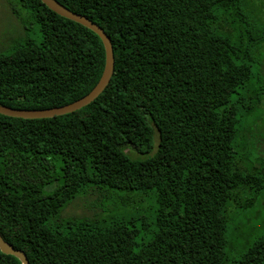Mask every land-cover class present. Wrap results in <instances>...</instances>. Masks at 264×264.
Here are the masks:
<instances>
[{"label":"trees","instance_id":"obj_1","mask_svg":"<svg viewBox=\"0 0 264 264\" xmlns=\"http://www.w3.org/2000/svg\"><path fill=\"white\" fill-rule=\"evenodd\" d=\"M57 1L104 30L113 71L72 112L0 114L3 239L29 264H264V232L227 254L230 207L264 192V154L245 166L243 134L264 93V0ZM9 2L23 32L0 51V104L88 93L104 66L98 35L41 0ZM91 189L112 208L60 215ZM144 196L146 214L120 210ZM0 264L20 260L0 251Z\"/></svg>","mask_w":264,"mask_h":264},{"label":"rangeland","instance_id":"obj_2","mask_svg":"<svg viewBox=\"0 0 264 264\" xmlns=\"http://www.w3.org/2000/svg\"><path fill=\"white\" fill-rule=\"evenodd\" d=\"M11 0H0V51H7L11 47L12 41L22 35V27L11 11ZM264 54V45L262 47ZM262 69L264 74V58L262 61ZM255 85H258L256 83ZM264 87V83H263ZM246 132L249 136V149L252 153H247L245 166L257 163L254 157L264 154V93L259 107L253 117H248L245 121ZM157 134L155 133V142ZM257 147V152L255 148ZM248 149V152H250ZM131 155H134L131 153ZM126 196V195H125ZM142 196V194L140 195ZM131 201L128 208L120 209L121 211L129 210V213H147L148 207L152 206V202L146 196L140 202ZM111 202H115L110 197H105L102 192L91 189L86 194L80 195L73 199L61 211L62 217L67 216H98L103 215L107 210L112 208ZM133 202V203H132ZM231 206V205H230ZM231 217L228 223V240L229 245L227 254L230 257L239 256L258 236L264 232V192H262L255 202L247 209L240 210L233 206L229 209ZM114 212H118L115 210Z\"/></svg>","mask_w":264,"mask_h":264},{"label":"water","instance_id":"obj_3","mask_svg":"<svg viewBox=\"0 0 264 264\" xmlns=\"http://www.w3.org/2000/svg\"><path fill=\"white\" fill-rule=\"evenodd\" d=\"M41 2L44 3V5H46L50 10L54 11L55 13L86 26L98 35V37L103 43L105 51V59L102 73L97 83L92 87V89L88 93L72 102L59 106L39 109L14 108L0 104V114L2 115L34 119L52 117L54 115H61L72 112L87 105L95 97H97L107 85L111 77L113 71L114 57L110 39L104 32V30L100 26L92 22L90 19H88L86 16L68 9L66 6H64L57 0H41ZM0 251L5 254L14 255L20 260V264H29L25 253L21 249H16L9 242L5 241L1 234Z\"/></svg>","mask_w":264,"mask_h":264}]
</instances>
